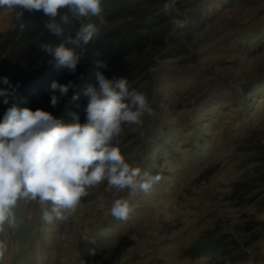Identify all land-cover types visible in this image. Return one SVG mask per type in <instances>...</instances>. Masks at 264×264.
Here are the masks:
<instances>
[{"label": "rangeland", "instance_id": "obj_1", "mask_svg": "<svg viewBox=\"0 0 264 264\" xmlns=\"http://www.w3.org/2000/svg\"><path fill=\"white\" fill-rule=\"evenodd\" d=\"M165 5L169 15L142 29L150 41L141 52L108 38ZM102 8L83 21L100 27L97 58L107 67L98 71L128 79L147 66L134 90L155 113L140 129L125 127L119 147L130 165L161 179L133 196L102 182L67 221H44L50 203L18 201L16 226L0 235L8 245L0 264H218L221 249L199 248L220 237L232 250L225 264H264V0H103ZM174 18L186 26L175 29ZM15 19L0 10V30ZM80 65L87 77L63 78L77 84L79 99L60 102L58 119L78 112L84 122L83 90L98 71ZM117 198L129 200L127 220L108 211Z\"/></svg>", "mask_w": 264, "mask_h": 264}, {"label": "clouds", "instance_id": "obj_2", "mask_svg": "<svg viewBox=\"0 0 264 264\" xmlns=\"http://www.w3.org/2000/svg\"><path fill=\"white\" fill-rule=\"evenodd\" d=\"M102 5L103 0H0V10L15 13L20 31L25 29L22 22L25 11H42L49 18L45 28L61 42L41 43L40 48L50 58L49 63L70 73L76 71L86 46L99 35L100 27L80 24L74 37L65 38V32L73 20L101 17ZM168 10L165 5V11ZM103 23L101 18L100 24ZM172 23L175 29L186 26L180 19L174 18ZM97 65L107 67L101 61ZM0 84L4 85L0 87V97L6 105L15 95L17 85L7 76L0 77ZM70 89H75L72 81L66 84L53 81L49 88L51 106L57 107L61 97H68ZM79 96L74 91L69 103ZM83 96L87 100L84 122L78 112H71L66 121L40 108L12 106L5 112L0 121V235L5 234V226H16L14 210L21 200L42 207L50 203L51 209L45 207L43 219L52 223L54 219L67 221L82 198L89 195V189L102 182H107V190H127L130 196L137 191L148 194L159 183V175L130 165L119 147L125 127L140 129L145 115H155L146 94L130 91L124 77L108 78L98 71L96 83L89 84ZM100 207H104L103 201ZM108 211L116 219L127 220L132 208L127 198H117ZM108 231L102 228L99 235L105 236ZM80 239L96 241L85 234ZM7 251L6 241L0 239V260Z\"/></svg>", "mask_w": 264, "mask_h": 264}, {"label": "trees", "instance_id": "obj_3", "mask_svg": "<svg viewBox=\"0 0 264 264\" xmlns=\"http://www.w3.org/2000/svg\"><path fill=\"white\" fill-rule=\"evenodd\" d=\"M120 4L122 2H119ZM170 10L161 11L154 14L151 18L143 20L135 25L125 27L123 29L110 32L111 35L119 37L121 44H124L128 49H135L137 52H141L147 47L150 41V35L143 33L142 29L148 28L151 24L161 21L166 17ZM49 18L43 14L42 11L29 13L24 12L22 22L25 24L23 31L19 30L18 22L15 19L14 25L5 30H0V77L7 76L11 79L14 85H17L15 95L9 99L8 104H3V98L0 97V121L3 120L4 114L8 108L17 106L19 108H30L32 110L40 109H53L55 110V116L58 118L62 108L59 105L55 108L50 103V85L53 81H57L61 84L69 82L64 81V74L69 71L65 68H58L54 63H49V57H47L40 48L41 43L57 44L61 42L60 38L52 35L46 28L45 22ZM87 20L82 18L80 20H73L66 32L67 36L75 34V30L80 24H84L83 21ZM102 39L97 38L90 41L86 46V51L83 58L77 65L75 74L82 73L86 76L87 72L82 68L80 63L87 60V64L95 70L102 71L105 67H98L97 61H101L105 64L106 58H97L102 46ZM86 55L90 56L86 59ZM146 69L147 66L139 68L136 72L132 73L128 81L129 90H134L136 82H134ZM84 79V77H83ZM4 85L0 84V87ZM77 84L75 85V88ZM58 94V93H57ZM74 94V90L70 89L68 97H62L61 104L64 107H68L69 99ZM52 110V111H53ZM199 252L206 254H216L221 249L220 258L218 264H225L227 257L231 253V248H227L225 238L220 237L210 242L209 245L199 248ZM234 257V256H233Z\"/></svg>", "mask_w": 264, "mask_h": 264}, {"label": "crops", "instance_id": "obj_4", "mask_svg": "<svg viewBox=\"0 0 264 264\" xmlns=\"http://www.w3.org/2000/svg\"><path fill=\"white\" fill-rule=\"evenodd\" d=\"M13 15H15V13H10V16H13Z\"/></svg>", "mask_w": 264, "mask_h": 264}]
</instances>
